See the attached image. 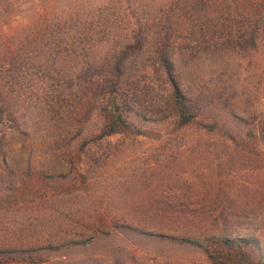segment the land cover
<instances>
[{
	"label": "rangeland",
	"instance_id": "rangeland-1",
	"mask_svg": "<svg viewBox=\"0 0 264 264\" xmlns=\"http://www.w3.org/2000/svg\"><path fill=\"white\" fill-rule=\"evenodd\" d=\"M167 1L0 0V59L20 54L23 60L19 70L2 68L13 84L4 96L6 104L28 129L34 122L40 124L30 140L36 146L30 154L22 153L29 166L22 161L23 166L1 175L11 181L0 182L4 196L0 197V264H34L22 253H11L13 248H34L31 258L52 254L37 264H208L193 246L129 227L97 234L83 245L59 250L39 247L57 242L60 235L74 234L75 223L167 219L184 215L193 206L227 201H249L253 211L258 205V212H264V151L244 150L221 135L198 133L193 125L157 138L112 134L75 154L56 155L62 151L59 147L48 148L43 123L58 120L63 110L72 120V92L87 56L100 59L111 53L114 40L138 23L155 21ZM228 1L229 8L240 4L248 10L263 0ZM221 6L216 7H226ZM88 45H93L91 53ZM185 64L198 83L210 80L208 88L228 80L237 90L248 92L250 100L239 106L245 110L242 116L247 123L262 120L264 41L253 50L197 55L192 68ZM9 117L3 112L0 135L19 140L20 135L10 134ZM18 152H13L14 159H20ZM157 204L175 211L156 210ZM195 216L199 218L200 212Z\"/></svg>",
	"mask_w": 264,
	"mask_h": 264
},
{
	"label": "trees",
	"instance_id": "trees-1",
	"mask_svg": "<svg viewBox=\"0 0 264 264\" xmlns=\"http://www.w3.org/2000/svg\"><path fill=\"white\" fill-rule=\"evenodd\" d=\"M229 4L228 0H169L155 21L138 23L129 34L125 32L123 38L114 40L109 46L111 53L108 51L100 59L87 56L84 67H79L72 92V120L61 110V118L43 123L48 148L59 147L62 151L56 155H68L69 151L75 154L89 143L112 134L157 138L193 125L198 133L221 135L224 141L244 150L264 151V115L257 124L247 123L242 116L245 110L239 107L247 104L250 94L237 90L228 80L208 88L210 80L198 83L197 76L192 75L194 71L185 68V63L192 68L197 55L231 49L253 50L264 41V0L259 4L261 7L248 10L240 4L229 8ZM218 5L226 7L218 9ZM87 50L91 53L93 45H88ZM20 57L9 54L0 59L3 83L0 121L3 112L9 114L10 134L20 135L19 140L14 135L9 138L0 135L1 183L11 181L3 174L23 166L22 161L25 167L29 166V158L21 159L22 153L30 154L36 146L30 140L38 134L40 125L34 122L28 129L24 122L12 116L6 104L8 100L4 96H8L13 84L2 68L19 70L23 61ZM61 93L64 94L63 90ZM49 108L48 112L52 113V106ZM15 141L19 142L18 146ZM16 150L20 161L14 159ZM258 194L261 193L254 195ZM250 205L249 201H227L214 206L206 203L167 219L75 223L74 234L60 235L57 242L39 248L59 250L60 246L83 245L97 234L129 227L146 236L193 246L203 253L208 264H264V212H258V205L253 211L255 208ZM156 210L175 211L161 204L156 205ZM196 212H200L199 218ZM83 228L86 231L80 230ZM30 249L34 250L13 248L10 252L22 253L34 264L52 255L46 252L44 257L31 258Z\"/></svg>",
	"mask_w": 264,
	"mask_h": 264
}]
</instances>
